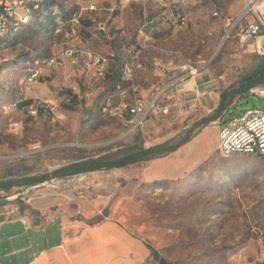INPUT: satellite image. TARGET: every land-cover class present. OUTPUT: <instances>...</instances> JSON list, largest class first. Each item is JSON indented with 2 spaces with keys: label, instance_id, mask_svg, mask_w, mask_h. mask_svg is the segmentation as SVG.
I'll list each match as a JSON object with an SVG mask.
<instances>
[{
  "label": "rangeland",
  "instance_id": "obj_1",
  "mask_svg": "<svg viewBox=\"0 0 264 264\" xmlns=\"http://www.w3.org/2000/svg\"><path fill=\"white\" fill-rule=\"evenodd\" d=\"M52 1L64 6L68 17L80 15L78 38L72 44L107 56L110 74L96 82L91 73H77L63 64L43 72L39 83H20L25 62L50 56L43 30L53 20L42 12L35 17L42 18L43 30L33 22L0 44V182L48 176L77 162L114 161L131 147L190 140L151 161L0 192V225L108 220L156 250V259L148 256L140 264H159L160 259L167 264H257L264 245V157H223L218 128L246 110H264V85L261 97L248 93L235 97L231 111L209 124L204 122L212 114L184 112L177 87H169L160 98L161 104L171 106L169 114L149 118L132 135H123L124 116L100 110L133 50L134 85L140 96L155 95L191 68H199L195 78L213 80L219 96L230 90L264 56L254 44L240 46L238 26L224 39L225 24L237 19L243 1L182 0L186 16L182 29L171 28L166 15L150 6L123 8L116 0ZM91 4L97 11H88ZM144 24L145 36L138 45L136 37ZM160 69L167 70L165 77ZM24 98L51 102L56 114L42 107L33 120L25 106L11 113L4 109Z\"/></svg>",
  "mask_w": 264,
  "mask_h": 264
},
{
  "label": "built area",
  "instance_id": "obj_2",
  "mask_svg": "<svg viewBox=\"0 0 264 264\" xmlns=\"http://www.w3.org/2000/svg\"><path fill=\"white\" fill-rule=\"evenodd\" d=\"M46 0H0V44L19 34L33 22L40 21L41 17H35L36 13L47 14L44 9ZM120 7L139 4L143 7L150 6L154 10L166 15L169 26L174 29H182L186 25V16L181 12L182 0H116ZM243 8L237 19L228 20L225 24L227 31L224 39H229L233 30L239 27L236 37L240 46L256 45L259 39L264 38V0H242ZM88 11L95 12L97 7L91 4ZM54 16L49 37L50 56L43 59H33L22 65L23 78L20 83L36 84L44 79L43 72L56 69L63 64L68 65L77 73L89 72L96 82H104L110 74L109 58L95 50L83 45H74L77 40V27L80 15L73 14L66 17L53 7ZM217 16V13H214ZM147 24V23H146ZM138 30L136 42L139 45L141 37L145 36L144 28ZM104 31V27L100 26ZM122 64L119 81L105 93L100 108L101 113L110 116L122 117L125 120L123 135H132L140 131L151 117L167 116L171 106L161 104L160 98L169 87H177L185 83L188 78L198 75L199 68H191L186 74L173 79V81L152 96L138 95V88L134 85L133 59ZM45 72V73H46ZM163 77L167 70L160 69ZM261 88H253L249 95H260ZM27 99L7 105L4 109L16 112L20 105ZM43 103V104H41ZM30 117L35 120L39 108L45 107L52 115H55V107L51 102H32L28 106ZM16 127V124H14ZM218 151L223 157L231 155L261 156L264 157V110L250 109L232 117L218 128ZM257 264H264V245L260 248Z\"/></svg>",
  "mask_w": 264,
  "mask_h": 264
},
{
  "label": "crops",
  "instance_id": "obj_3",
  "mask_svg": "<svg viewBox=\"0 0 264 264\" xmlns=\"http://www.w3.org/2000/svg\"><path fill=\"white\" fill-rule=\"evenodd\" d=\"M216 87L199 75L179 84L176 95L184 102L185 113L200 110L209 115L219 105ZM235 103L227 105L221 119ZM148 256L145 244L108 220L94 225L81 221L0 225V264H140Z\"/></svg>",
  "mask_w": 264,
  "mask_h": 264
},
{
  "label": "trees",
  "instance_id": "obj_4",
  "mask_svg": "<svg viewBox=\"0 0 264 264\" xmlns=\"http://www.w3.org/2000/svg\"><path fill=\"white\" fill-rule=\"evenodd\" d=\"M53 7L57 8V11L62 14L63 16L68 17V10L65 9L64 6L54 4L52 0L45 1L44 3V9L47 10V14L44 16L45 18L52 20L54 19V16L52 15ZM37 25L43 30L41 27V20L36 22ZM53 25V24H52ZM52 25L49 29L43 30L44 32L48 33ZM264 85V56L260 59L258 64L255 66V68L249 72L248 74L240 77L237 82L232 86L230 90H227L225 92H222L219 96V105L215 112L209 116L205 124H209L211 122H214L216 120L221 121V114L225 110V108L228 105V102H232L235 97H240L246 93L250 89L261 87ZM31 103V100H26L23 104L20 105V108L22 106L29 105ZM225 123V122H223ZM222 123V124H223ZM189 137L183 138L178 143L168 146V143L153 146L148 149H144L142 147H131L123 152H121L120 156L115 159L114 161H107L104 163H100L99 161H84V162H77L75 164L68 165L64 168H61L50 175L46 176H40L36 178H27L25 180H22L20 182H14L11 180L7 181H1L0 182V192L9 193L13 187H31L35 185H39L41 183H44L45 181L51 179V178H61V177H67V176H73L78 175L82 173L87 172H94L102 169H112V168H123L128 165L136 164L141 161H151L156 158H159L163 154H170L177 151L180 147L184 146L189 142ZM96 223L90 224L94 225ZM146 248L150 252V256L154 259L157 258V252L155 249H153L150 245L145 244Z\"/></svg>",
  "mask_w": 264,
  "mask_h": 264
},
{
  "label": "bare ground",
  "instance_id": "obj_5",
  "mask_svg": "<svg viewBox=\"0 0 264 264\" xmlns=\"http://www.w3.org/2000/svg\"><path fill=\"white\" fill-rule=\"evenodd\" d=\"M257 49L261 50V51H264V38L258 40Z\"/></svg>",
  "mask_w": 264,
  "mask_h": 264
},
{
  "label": "water",
  "instance_id": "obj_6",
  "mask_svg": "<svg viewBox=\"0 0 264 264\" xmlns=\"http://www.w3.org/2000/svg\"><path fill=\"white\" fill-rule=\"evenodd\" d=\"M159 264H167V263L163 259H160Z\"/></svg>",
  "mask_w": 264,
  "mask_h": 264
}]
</instances>
